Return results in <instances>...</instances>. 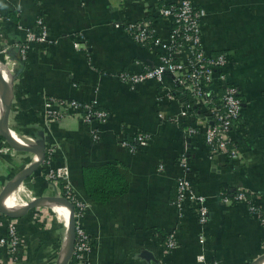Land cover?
<instances>
[{
    "label": "crops",
    "instance_id": "crops-1",
    "mask_svg": "<svg viewBox=\"0 0 264 264\" xmlns=\"http://www.w3.org/2000/svg\"><path fill=\"white\" fill-rule=\"evenodd\" d=\"M176 1L0 0V56L13 81L10 130L52 146V165L69 169L74 198L85 203L77 223L90 237L91 248L71 264H251L264 255V223L246 204H225L221 197L226 190L243 188L264 212V0H193L204 11L205 51L233 54L228 79L244 98L240 128L233 133L242 152L239 161L212 153L203 135L187 140V126L203 125L199 111L179 117L191 99L170 76L162 84L146 79L134 88L120 77L156 65L161 53L136 44L123 25L155 17L159 6ZM39 19L50 36L45 44L28 38ZM170 22L160 19L155 25L163 40L169 38ZM21 45L26 46L25 59ZM48 97L97 103L108 119L93 125L73 113L53 119L44 108ZM139 132L151 140L131 152L122 140H133ZM186 149L188 178L210 212L205 226L191 206L180 210L175 204V184L183 174L179 158ZM35 160L34 154L15 150L0 135V195ZM106 163L128 169L130 189L109 204L92 203L83 188L82 168ZM46 169L41 165L20 185L25 190L18 196L21 209L33 199L62 192L47 180ZM47 207L31 209L18 219L0 214V237L13 221L21 240L16 257L0 251V264L58 263L54 256L64 222ZM66 224L68 228L67 216ZM64 233L66 238L68 230ZM167 234L178 242L174 250L161 241ZM201 234L207 236L204 245L199 243Z\"/></svg>",
    "mask_w": 264,
    "mask_h": 264
},
{
    "label": "built area",
    "instance_id": "built-area-1",
    "mask_svg": "<svg viewBox=\"0 0 264 264\" xmlns=\"http://www.w3.org/2000/svg\"><path fill=\"white\" fill-rule=\"evenodd\" d=\"M157 17L163 20H170L171 29L167 40H163L155 29L156 23L149 19L130 22L123 25V28L130 34L136 44L149 48L160 49L159 61L156 65L146 68L140 74L129 76L122 74L120 77L127 82L131 88L146 79H156L159 83L164 82L168 75L173 79L174 84L191 99L180 112L179 117L191 116V113L199 111L197 115L203 126L197 124L186 127V138L203 135L206 146L212 153L222 152L229 160H242V152L234 142L233 133L239 130L240 120L243 111V100L239 88L228 79L227 68L234 63L233 54L229 51H222L218 55L208 54L202 43L201 20L204 11L198 8L193 0H177L175 3L164 4L158 7ZM29 42L45 44L49 42L48 28L43 19L37 21L35 29L29 34ZM79 48V44L75 45ZM26 46L21 45V57H26ZM4 58H7V49L2 51ZM3 57L0 56V62ZM224 89L223 94L220 88ZM220 98H217L219 97ZM217 98V99H216ZM219 99V102L217 101ZM47 115L58 119L66 115L75 114L88 125L95 122L105 123L108 119V112L101 109L97 103H80L76 101L63 100L56 97H48L44 100ZM98 134L94 132V139ZM31 144L37 141L31 139ZM151 136L145 132H139L130 140H122V145L131 152L146 147ZM180 156L179 165L183 174L175 184L177 199L176 206L181 210L191 206L196 214L198 222L208 225L209 208L204 196H200L194 190L188 178L189 163L187 152ZM54 148L46 147V159L42 165L47 167L46 177L56 188L61 185L67 190L70 197H63L70 200L77 208L76 217V243L74 257L80 260L91 248V239L86 231L77 223V219L85 209V203L74 198V194L68 185L70 176L67 167H55L52 165ZM37 160V157H35ZM160 169H164L163 166ZM62 193V192H61ZM60 196V195H59ZM225 204L244 203L249 211L264 223V212L257 206L253 196L245 189L226 190L222 194ZM34 200V199H33ZM75 208V207H74ZM161 241L169 250H174L178 242L174 234H167L161 237ZM207 236L201 234L199 243L204 245ZM20 236L15 222L8 224L7 233L0 237V251L6 250L10 256L16 257L20 247ZM73 257V258H74ZM203 258V255L200 259Z\"/></svg>",
    "mask_w": 264,
    "mask_h": 264
},
{
    "label": "water",
    "instance_id": "water-1",
    "mask_svg": "<svg viewBox=\"0 0 264 264\" xmlns=\"http://www.w3.org/2000/svg\"><path fill=\"white\" fill-rule=\"evenodd\" d=\"M0 95H2V100L0 103V135L4 140L15 150L28 152L34 154L37 160L33 162L28 168L21 172L12 182H10L2 191L0 195V214H3L12 219H18L23 217L31 209L40 207L47 203H57L64 206L69 210V227H68V245L66 248L65 256L63 259H59L57 264H71L74 253H75V243H76V217L74 204L63 196H51V197H41L36 198L29 202L27 206L21 211H11L6 210L3 206L5 199L9 196L10 192L20 185L27 179L31 178L38 168L43 164L46 159V144L44 142H37L36 144H26L17 140L12 135L13 132L9 127V120L12 108L13 99V81H8L0 72ZM16 134V133H15ZM17 135V134H16ZM145 257H152L144 255ZM251 264H264V255L258 257Z\"/></svg>",
    "mask_w": 264,
    "mask_h": 264
},
{
    "label": "trees",
    "instance_id": "trees-1",
    "mask_svg": "<svg viewBox=\"0 0 264 264\" xmlns=\"http://www.w3.org/2000/svg\"><path fill=\"white\" fill-rule=\"evenodd\" d=\"M10 17L17 22V18L14 14H10ZM152 23H157L159 17L151 16L148 18ZM220 52H215L213 55H218ZM221 94L224 89L220 88ZM221 95H219L220 98ZM242 97V96H241ZM216 98V99H217ZM243 103L244 98L242 97ZM219 102V99L217 100ZM131 143L133 140H130ZM82 184L85 194L88 200L92 203L109 204L116 201L126 195L130 189L132 181L131 173L122 164L106 163L101 165L86 166L81 171ZM62 194L66 197H70L71 194H67V190L61 185ZM75 212L77 213V208ZM77 260L74 257L72 263Z\"/></svg>",
    "mask_w": 264,
    "mask_h": 264
},
{
    "label": "bare ground",
    "instance_id": "bare-ground-1",
    "mask_svg": "<svg viewBox=\"0 0 264 264\" xmlns=\"http://www.w3.org/2000/svg\"><path fill=\"white\" fill-rule=\"evenodd\" d=\"M0 72L8 81H10L9 71L6 69V67L4 66V64L2 62H0ZM0 98L2 100V95H0ZM12 135L14 136V138H16L17 140H20L21 142H24L26 144H31L32 143L30 139H27L25 137H21L18 134L16 135L15 133H13ZM23 192H25V190L23 188L14 189L13 192L11 193V204L12 205L10 204V197H9L10 194H9V196L7 197L8 199L6 198L4 203H3L4 208L6 210H11V211H20V210H22L23 208L21 209V206L18 203V196L23 194ZM42 206H48L47 208L51 209L53 211V213L56 215V217L61 222H64L63 226H64V229H65V232L67 233L68 228H67V224H66V216L68 217V221H69V217H70L69 210L66 209L64 206H62L60 204H57V203H53V202L44 204ZM66 235H67V237H66L67 239L65 238V241H64L65 244H64V250H63V252L61 254V259H63V257L65 256L66 248H67V245H68V242H67L68 241V233Z\"/></svg>",
    "mask_w": 264,
    "mask_h": 264
},
{
    "label": "rangeland",
    "instance_id": "rangeland-1",
    "mask_svg": "<svg viewBox=\"0 0 264 264\" xmlns=\"http://www.w3.org/2000/svg\"><path fill=\"white\" fill-rule=\"evenodd\" d=\"M57 195H60V196H62V194H61V192L59 193L58 192V194ZM32 197H34V196H32ZM20 198H22L21 196H20ZM65 229L63 228V231H62V234H61V240H60V248H59V251H57V253L55 254V256H54V258L56 259V262H58L59 261V259H61V254H62V252H63V249H62V247H63V243H64V238H65Z\"/></svg>",
    "mask_w": 264,
    "mask_h": 264
}]
</instances>
